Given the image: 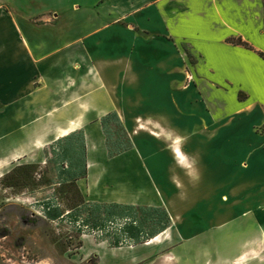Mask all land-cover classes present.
<instances>
[{
    "label": "crops",
    "instance_id": "0c3cea01",
    "mask_svg": "<svg viewBox=\"0 0 264 264\" xmlns=\"http://www.w3.org/2000/svg\"><path fill=\"white\" fill-rule=\"evenodd\" d=\"M110 113L132 148L108 160ZM66 130L90 196L168 214L172 264H264V0H0V156Z\"/></svg>",
    "mask_w": 264,
    "mask_h": 264
},
{
    "label": "rangeland",
    "instance_id": "374dc122",
    "mask_svg": "<svg viewBox=\"0 0 264 264\" xmlns=\"http://www.w3.org/2000/svg\"><path fill=\"white\" fill-rule=\"evenodd\" d=\"M71 6L59 5L60 13ZM75 6L86 8L82 3ZM75 14L81 15L82 11ZM96 127L101 135L96 153L101 152L108 160L114 158L116 155L109 156L110 151L127 145L125 130L112 117L96 122ZM62 133L61 138L72 132ZM82 133L84 174L80 168L83 157L78 154L83 146L80 137L60 139L43 148L38 144L29 147L27 155L19 160L9 161L11 155L0 156V264H172L171 259L163 256L164 249L170 246L164 242L167 235L160 236L154 244H145L144 249L161 246L141 260L133 259L132 251L136 248L128 249L138 245L136 239L148 242L171 226L161 207L122 204L107 201L108 198L100 201L97 194H88L86 139ZM94 204L101 208H93ZM109 205L134 208L124 228L130 223L136 228L131 233L125 232L130 237L126 244L120 241L121 245H116L106 232L93 233L96 228L92 226L100 228L105 223L109 214L104 207ZM47 208L49 212L45 215L42 209ZM84 225L89 228H79ZM164 226V231L152 236Z\"/></svg>",
    "mask_w": 264,
    "mask_h": 264
},
{
    "label": "trees",
    "instance_id": "16d2710c",
    "mask_svg": "<svg viewBox=\"0 0 264 264\" xmlns=\"http://www.w3.org/2000/svg\"><path fill=\"white\" fill-rule=\"evenodd\" d=\"M230 42L231 43H234V44H239V45H244V46H246L244 43H242L241 41H240V39H232V40H230ZM110 117H112V118H114L115 119V121L120 125V126H122L121 125V122H120V120H119V118H118V116L115 114V113H110V114H108V115H106L104 118H102L101 120H102V122H104L105 120H107V119H109ZM74 137H77V138H81L82 139V148H81V150H79V156L80 157H83V163L80 165V168H81V170H82V174H84L85 173V170H86V168H85V145H84V143H83V141H84V139H83V133L81 132V131H75V132H72L71 134H69V135H67L66 137H63V138H60V139H66V140H70V139H72V138H74ZM60 139H58V140H60ZM57 140V141H58ZM130 148H132V144H131V142L129 141V139H128V141H127V145L126 146H124V147H118V148H116L114 151H110V153H109V156H114V155H118V154H121L122 152H125V151H127V150H129ZM92 207L93 208H95V209H99V208H101L98 204H94V205H92ZM104 209L105 210H107L108 211V216L106 217L107 219H106V221H105V223L103 224V225H101V227L100 228H98V227H96V226H92V228H96V231H102V232H105L106 231V227H107V225L110 223V222H113V221H115V220H117V219H129V220H131L130 219V216L132 215V213L134 212V208H133V206H126V205H109V206H106V207H104ZM143 210H145V209H143ZM146 210H148V209H146ZM156 209H152V210H148V211H155ZM47 212H49V210H48V208L47 209H43V213L45 214V215H47ZM132 222H134V221H132ZM133 223H130V225H129V227H127L126 229L125 228H123V230L122 231H120V232H117V231H108V232H106L108 235H111V237H112V239H114L115 240V244L116 245H121V242H122V239L123 238H125V237H127L126 236V234H125V232L126 233H129L130 231H132L133 229H135L136 227H132V226H134V225H132ZM85 227H87V229L89 228L88 226H86V225H84ZM165 226L164 227H162L161 228V230L160 231H158L156 234H154V235H152V236H156L157 234H159V233H161L162 231H164L165 230ZM81 229V228H80ZM90 230H91V228H90ZM126 230V231H125ZM131 233V232H130ZM103 234V233H102ZM133 235V234H132ZM130 237H128V239H129ZM121 241V242H120ZM136 242H137V244H141V243H144V242H146V240H141L140 241V239H136ZM119 247V246H118Z\"/></svg>",
    "mask_w": 264,
    "mask_h": 264
},
{
    "label": "built area",
    "instance_id": "2783aa9c",
    "mask_svg": "<svg viewBox=\"0 0 264 264\" xmlns=\"http://www.w3.org/2000/svg\"><path fill=\"white\" fill-rule=\"evenodd\" d=\"M42 211H43V209H42ZM130 222V220L129 219H117V220H115V221H113V222H110L108 225H107V227H106V231L105 232H108V231H117V232H120V231H122L123 230V228H124V226L127 224V223H129ZM79 228H81V229H84V230H86L87 229V227H85V226H79ZM93 232V231H92ZM96 232V233H95ZM94 234H99V235H102V231H94L93 232Z\"/></svg>",
    "mask_w": 264,
    "mask_h": 264
},
{
    "label": "bare ground",
    "instance_id": "6f19581e",
    "mask_svg": "<svg viewBox=\"0 0 264 264\" xmlns=\"http://www.w3.org/2000/svg\"><path fill=\"white\" fill-rule=\"evenodd\" d=\"M159 237H160V236H156L154 239L152 238V239L149 240L148 242L144 243V245H145V244H147V245L154 244V243L159 239ZM132 249H134V248H132ZM132 249H131V250H132Z\"/></svg>",
    "mask_w": 264,
    "mask_h": 264
}]
</instances>
